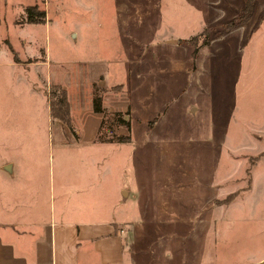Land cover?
Masks as SVG:
<instances>
[{
	"label": "rangeland",
	"instance_id": "374dc122",
	"mask_svg": "<svg viewBox=\"0 0 264 264\" xmlns=\"http://www.w3.org/2000/svg\"><path fill=\"white\" fill-rule=\"evenodd\" d=\"M245 1L0 0V131L12 148L24 145L12 135L28 105L11 79L16 51L49 52L71 94L90 80L104 108L99 137L132 111L140 165L126 179L135 195V229L121 233L126 264H264V0L235 23ZM33 3L44 21L24 25ZM9 155L31 171L48 166L46 152ZM81 163L65 204L74 220L87 210L104 219L109 199L99 188L88 194ZM101 167L90 168L93 183ZM227 193L235 195L224 201ZM93 246L79 249L82 261L114 264L101 263Z\"/></svg>",
	"mask_w": 264,
	"mask_h": 264
},
{
	"label": "crops",
	"instance_id": "0c3cea01",
	"mask_svg": "<svg viewBox=\"0 0 264 264\" xmlns=\"http://www.w3.org/2000/svg\"><path fill=\"white\" fill-rule=\"evenodd\" d=\"M15 56L10 59V68L16 70L11 79L19 85L14 89L16 94L24 96L28 105L23 103V128L19 126L20 132L12 135L24 143L21 149L12 148L8 136L5 139L7 131H0V144L4 147L0 151V264H87L79 258V249L89 243L94 244L101 263L126 264L121 233L125 226L135 229L130 217L135 195L126 179L135 177L140 165L137 147L133 146L137 125L127 100L123 103L129 107L130 113L124 118L128 126L118 124L113 131L128 134L129 140L100 139L97 136L102 114L92 109L90 80L83 91L71 94L70 87L56 79L49 52L43 50L37 56L36 50L27 54L16 51ZM58 82L66 90L69 126L49 114L47 91ZM2 122L1 118V127ZM52 123L55 126L51 134ZM23 152H32L36 157L38 154L40 159L46 152L48 166L47 161L35 162L37 169L31 171V166L9 155ZM78 160L87 162L88 194L99 188L97 192L109 199L110 212L104 219L97 211L87 210L74 220L73 212L65 204L73 199L66 191L73 190L72 174L82 165ZM96 163L102 166V175L93 183L87 174ZM106 241L111 244L109 251Z\"/></svg>",
	"mask_w": 264,
	"mask_h": 264
},
{
	"label": "trees",
	"instance_id": "16d2710c",
	"mask_svg": "<svg viewBox=\"0 0 264 264\" xmlns=\"http://www.w3.org/2000/svg\"><path fill=\"white\" fill-rule=\"evenodd\" d=\"M253 5H254L253 0H246L245 4L243 5V8L241 10V12L244 10H245V12H244V14H242L238 17V20L235 23H241V22L245 21L247 19V17L250 16V14L252 12ZM24 9H25V21L26 22L34 23V22L44 21V11H43V9L38 7L37 3L28 4L24 7ZM233 25H234V21H232V20L228 21V23H226L223 31L228 30ZM206 40L207 39H205V42H206ZM51 87L53 89L49 90V92H48L49 97L47 96L49 114L51 117H55L58 120H60L61 122L65 123L67 126H69L70 117H69V109H68V101H67L66 91L64 88H62L59 85H51ZM91 102H92V109L94 111L100 112L102 114V118H103L104 108L100 104V98L92 97ZM102 118L100 120V125L103 121ZM116 120H117L118 124H123V125L128 126V121L125 120L123 117H118ZM109 132L111 134L110 137H107V138L99 137V135L97 137L100 139H107V140L114 139L117 141H128L129 140L128 134H120V133L116 134V133H114V131L112 129L109 130ZM234 195L235 194H233V193H227L223 199H224V201H229L233 198Z\"/></svg>",
	"mask_w": 264,
	"mask_h": 264
}]
</instances>
